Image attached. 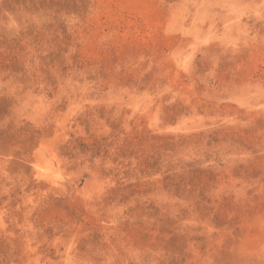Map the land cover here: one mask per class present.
Masks as SVG:
<instances>
[{
    "label": "rangeland",
    "instance_id": "374dc122",
    "mask_svg": "<svg viewBox=\"0 0 264 264\" xmlns=\"http://www.w3.org/2000/svg\"><path fill=\"white\" fill-rule=\"evenodd\" d=\"M0 264H264V0H0Z\"/></svg>",
    "mask_w": 264,
    "mask_h": 264
}]
</instances>
